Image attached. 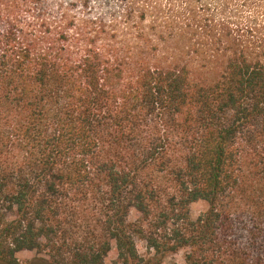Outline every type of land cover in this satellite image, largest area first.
Returning <instances> with one entry per match:
<instances>
[{
    "label": "trees",
    "instance_id": "trees-1",
    "mask_svg": "<svg viewBox=\"0 0 264 264\" xmlns=\"http://www.w3.org/2000/svg\"><path fill=\"white\" fill-rule=\"evenodd\" d=\"M115 2L0 0V264H264V0Z\"/></svg>",
    "mask_w": 264,
    "mask_h": 264
},
{
    "label": "rangeland",
    "instance_id": "rangeland-1",
    "mask_svg": "<svg viewBox=\"0 0 264 264\" xmlns=\"http://www.w3.org/2000/svg\"><path fill=\"white\" fill-rule=\"evenodd\" d=\"M66 1V0H65ZM91 6L95 9H103L108 3L115 4V0H90ZM207 205L203 202L194 203L190 206V215L195 219L199 214L206 211ZM137 218L135 212L130 213V221ZM136 249L139 256L142 258V264H185V251L181 250L177 253L160 256L156 255L153 251L146 248L145 242L136 240ZM19 264H46V256L39 254L36 251H22L16 254ZM104 264H118L117 252L114 245L104 260Z\"/></svg>",
    "mask_w": 264,
    "mask_h": 264
}]
</instances>
